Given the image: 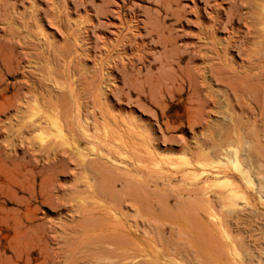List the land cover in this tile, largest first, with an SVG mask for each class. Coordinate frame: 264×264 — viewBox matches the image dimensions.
Segmentation results:
<instances>
[{
    "label": "rangeland",
    "instance_id": "374dc122",
    "mask_svg": "<svg viewBox=\"0 0 264 264\" xmlns=\"http://www.w3.org/2000/svg\"><path fill=\"white\" fill-rule=\"evenodd\" d=\"M257 3L0 0V264H264Z\"/></svg>",
    "mask_w": 264,
    "mask_h": 264
},
{
    "label": "bare ground",
    "instance_id": "6f19581e",
    "mask_svg": "<svg viewBox=\"0 0 264 264\" xmlns=\"http://www.w3.org/2000/svg\"><path fill=\"white\" fill-rule=\"evenodd\" d=\"M257 1L258 0H253V4H252V8L253 9H257L259 6V4L257 3ZM264 1V0H263ZM261 5V4H260ZM263 8H264V5L262 6ZM262 8V9H263ZM261 9V11H263V13H264V9L262 10ZM253 15V14H252ZM260 15V14H259ZM259 18V17H258ZM256 19V18H255ZM262 19H264V18H262ZM261 24V23H260ZM258 25H259V23H258ZM263 25V24H262ZM49 91V90H48ZM76 91V90H75ZM55 92H56V90H55ZM54 92V93H55ZM63 91H59V93H60V95H61V93H62ZM58 94V93H57ZM47 95V94H46ZM60 95H59V97H60ZM32 96V95H31ZM54 96V95H53ZM48 98V97H47ZM54 98V97H53ZM33 99V98H32ZM31 100V99H30ZM35 101V100H34ZM48 104H49V102H48ZM51 104V103H50ZM52 105V104H51ZM72 107V106H71ZM72 109V108H71ZM90 113V112H89ZM77 115V114H76ZM90 115V114H89ZM74 116H75V114H74ZM73 116V117H74ZM26 118V117H25ZM39 118V117H38ZM40 119V118H39ZM66 119V118H65ZM83 119V118H82ZM37 120V119H36ZM28 120H26V122H27ZM67 122V121H66ZM84 123H85V121H84ZM37 124V123H36ZM43 124V123H42ZM45 124V123H44ZM43 124V126L45 127L46 125H44ZM85 124H87V122L85 123ZM34 126V125H33ZM36 126V125H35ZM37 127V126H36ZM39 127V126H38ZM83 127V126H82ZM86 128V127H85ZM33 129H34V127H33ZM32 130V129H31ZM44 130V129H43ZM37 132V131H36ZM79 132H80V130H79ZM89 132V131H88ZM24 133H25V131H24ZM32 133V132H31ZM81 133V132H80ZM23 135V134H22ZM90 136V135H89ZM32 138V137H31ZM30 140V139H29ZM91 141V140H90ZM39 143H40V141H39ZM39 145V144H38ZM37 145V146H38ZM31 146H32V144H31ZM34 146V145H33ZM125 146V145H124ZM35 147V146H34ZM35 149H37V148H35ZM126 149V148H125ZM48 150V149H47ZM67 150V149H66ZM53 153V152H52ZM51 153V154H52ZM85 156V155H84ZM92 159V158H91ZM95 159V158H94ZM95 161V160H94ZM98 161V160H97ZM89 162V161H88ZM89 163H91V162H89ZM107 163V162H106ZM93 164V163H92ZM85 165V164H84ZM87 165H89V164H87ZM83 166V165H82ZM90 166V165H89ZM94 166H96V165H94ZM102 166H104V165H102ZM108 166V165H107ZM112 167V166H111ZM83 168V167H82ZM88 168V167H87ZM91 166H90V169H88V170H86V171H89L90 170V172H91ZM97 168H98V166H97ZM84 169V168H83ZM98 170V169H97ZM84 171V170H83ZM85 172V171H84ZM87 173H89V172H87ZM94 173H95V170H94ZM92 175V174H91ZM93 176V175H92ZM91 180H93L92 178H91ZM130 182H132V181H130ZM129 182V183H130ZM96 186V188L98 187V185H95ZM84 187H86V186H84ZM84 191H86V190H84ZM99 192H100V190H99ZM101 193V192H100ZM75 198H77V197H75ZM110 198V197H109ZM85 202V201H84ZM87 203H89V202H85V203H83V204H87ZM73 208H75V207H73ZM134 208V207H133ZM67 209H69V208H67ZM76 213H77V211H76ZM81 213V212H80ZM82 216H83V218L86 220V224L88 223V226H81L82 227V229H83V232H84V234H85V238L86 239H88L89 240V245H86L87 247H88V251H90V255L88 256L87 255V253H85V255H86V257H90V259H92L93 261H99V260H101V258H102V260H105V258L108 260L109 258H111V257H114V258H116V259H124V258H126V260H127V258H130V257H135V253H132V254H129V253H127V247L129 246V240H128V236H130V235H132L133 236V238L134 239H137L138 238V236H137V234L136 233H130V232H127V230H123V229H119V228H116L115 230H116V232H113V233H100V234H98L97 235V233L96 234H94V230H96V226H97V224H96V222H95V220H94V218H92L93 216L91 215V211H88V212H85L84 214L82 213ZM143 218V217H142ZM98 221V220H97ZM79 222V221H78ZM82 222V221H81ZM101 223V222H100ZM152 224V223H151ZM153 225V224H152ZM153 227V226H152ZM78 230H80V229H78ZM144 231V230H143ZM93 232V233H92ZM151 232H152V228H151ZM156 232V231H155ZM94 234V235H93ZM140 234V233H139ZM156 234V233H155ZM140 238V237H139ZM141 239V238H140ZM133 240V239H132ZM131 240V241H132ZM90 244H93L92 246L90 245ZM109 246V247H108ZM86 249V248H85ZM134 248H132L131 250H133ZM84 250V249H83ZM82 251V250H81ZM104 258V259H103ZM80 260V259H79ZM125 260V259H124ZM95 261V263H97ZM109 261H111L112 262V260H110L109 259ZM100 262V261H99ZM118 262V261H117ZM101 263V262H100ZM99 263V264H100Z\"/></svg>",
    "mask_w": 264,
    "mask_h": 264
}]
</instances>
